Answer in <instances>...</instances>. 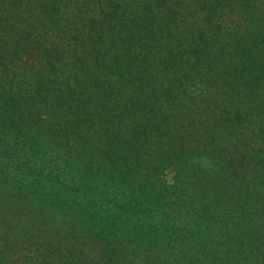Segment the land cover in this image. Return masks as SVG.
<instances>
[{
  "label": "trees",
  "instance_id": "1",
  "mask_svg": "<svg viewBox=\"0 0 264 264\" xmlns=\"http://www.w3.org/2000/svg\"><path fill=\"white\" fill-rule=\"evenodd\" d=\"M31 1L0 2V264H264L252 0Z\"/></svg>",
  "mask_w": 264,
  "mask_h": 264
},
{
  "label": "rangeland",
  "instance_id": "2",
  "mask_svg": "<svg viewBox=\"0 0 264 264\" xmlns=\"http://www.w3.org/2000/svg\"><path fill=\"white\" fill-rule=\"evenodd\" d=\"M1 1L2 0H0V2ZM4 1L7 4H12V3L17 1L16 7L13 10V12H15L17 10L24 11L25 8L34 9V2H32L31 0H4ZM136 1H138V0H118V3L121 7L127 8L128 4H130L131 2H136ZM150 1H152L154 3V0H150ZM139 2L141 3V2H143V0H139ZM181 2H186L185 4L193 3L192 6L197 4L196 1H194V0H168L166 2H161L162 6L160 8L156 7L157 3H155V12H158L159 10H167V11H170L171 9L175 10L176 6L180 5ZM251 3H253V6H255V10H252L248 15L244 16V11L238 10L239 6L237 4L232 7L231 14H232L234 19L235 18L241 19L242 23H241V25L239 24L240 29H241V34H246L247 36L255 37L258 34V32H261L262 34L264 33V0H252ZM155 12H153V13H155ZM188 13L189 12L184 11V12H182V14L180 16V18L184 20L185 24H183V25H185V26H188L186 24L193 22V21H190V18L187 17ZM233 21L228 26L229 31L233 29ZM68 22H70V21H68ZM119 23H120V19H118L117 23H115V22L113 23V26H116L115 29H118L117 25ZM181 30H183L182 27H181ZM204 34L206 36L207 33L204 32ZM81 35L86 36L84 31L81 32ZM261 40H264V39L261 38L260 41ZM107 42H108L107 46L109 48V50H108L109 54L112 56L113 60L115 62H117L118 64H120L122 66V69H124L126 64L129 63V60L126 59V55L127 56L131 55L130 53H133L137 49L138 46H135L136 42L132 39L127 38L125 34L123 36H121L119 40H117V35H115V36H113V38L111 37L109 40H107ZM132 43H134L135 45H133ZM245 49L248 51V48H245ZM250 52H253V51H250ZM255 53L258 55V57L261 60V67H262L261 74L264 75V51L255 52ZM110 55H108L107 57L109 58ZM133 64H134V62L131 63V66ZM123 71L126 72L125 69ZM110 72H111L110 73L111 78H112L114 84H116L115 80H117V75H115L114 70H110ZM154 73H155V76L157 77V72L154 71ZM164 74H165V72L162 75H158V76L160 78H163L166 75V74L165 75ZM245 81H246V79H245ZM261 81H262V83H264V77L261 78ZM217 88H218V85H215L216 95L218 93ZM222 88H223V86H222ZM222 90H224V89H222ZM225 90L227 92L223 91L224 97L227 99H232V94H233L232 90H230L229 87H227V86L225 87ZM235 95L236 94H234V97H235ZM247 108H248L247 106H242L241 110L245 111ZM230 110L232 113L236 112V108H234L233 106H231ZM263 122H264V118L258 120V123H256V124L259 126H262ZM233 129L235 130V132L238 133L239 130H238L237 125L233 126ZM262 140H264V134H262V138L259 139V141H262ZM248 143H252V142H248ZM226 146L229 148V150L227 149V152L230 151L231 154L234 153L233 152L234 151V145H232V143H230L229 146L226 144ZM229 153H227V154H229ZM0 156H2V155L0 154ZM0 161L5 162V159L3 157H0ZM167 176L169 179H171L173 174H168Z\"/></svg>",
  "mask_w": 264,
  "mask_h": 264
}]
</instances>
